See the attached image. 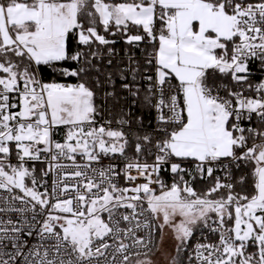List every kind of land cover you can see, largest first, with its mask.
<instances>
[{"label":"snow or ice","instance_id":"1","mask_svg":"<svg viewBox=\"0 0 264 264\" xmlns=\"http://www.w3.org/2000/svg\"><path fill=\"white\" fill-rule=\"evenodd\" d=\"M254 61L264 0H0V264H264Z\"/></svg>","mask_w":264,"mask_h":264},{"label":"built area","instance_id":"2","mask_svg":"<svg viewBox=\"0 0 264 264\" xmlns=\"http://www.w3.org/2000/svg\"><path fill=\"white\" fill-rule=\"evenodd\" d=\"M119 43H123V40H120L118 39L117 40V43L116 44H119ZM126 45V44H125ZM144 48V45L141 44L140 48H131V52L132 54H134L137 58L141 56L142 58V50ZM129 51V46L126 45L125 48H123V50H119V49H116V56L114 57V60L118 61L119 63L121 61H124L126 60V53ZM250 67L252 68V71L250 73V76H249V79L253 85V87H255V85L259 84L261 81H264V71L260 70L261 69V66L259 64L258 61H254ZM64 84H71V83H68V82H63ZM251 90H248V93H250ZM246 93V94H248ZM103 97H100L99 101L97 104L101 105L102 108L104 109V111L102 112L101 116H102V119L101 118H98L99 122H103L104 120H107V119H111L112 117V114L114 112L112 106L110 105V102L108 103H103ZM247 126V125H246ZM113 127H116V125L114 124ZM65 133H66V128L65 127H59L55 130V133H54V139L59 141V142H63L64 140V137H65ZM13 159H15V157H13ZM78 161L79 162H82L80 161V158L78 157ZM109 163V160L106 158L103 160V164L104 165H107ZM149 163H151V160H149ZM123 165L121 164V167ZM40 167H43V165H37V168L39 169ZM69 171H71V169H68ZM164 179H165V182L166 183H171V176L169 173H165L164 174ZM138 183L139 182H142V181H137ZM119 183L121 186L124 185L125 181L123 180V178H121L119 180ZM49 185H51V179L49 178ZM153 187H157V186H153ZM157 192H159V188L157 187ZM205 237H210L211 239H216L215 235L214 234H211V233H208L207 230H202L201 232H198L196 234V237L195 239L192 241V243H195L196 240H201L203 241V239Z\"/></svg>","mask_w":264,"mask_h":264},{"label":"trees","instance_id":"3","mask_svg":"<svg viewBox=\"0 0 264 264\" xmlns=\"http://www.w3.org/2000/svg\"><path fill=\"white\" fill-rule=\"evenodd\" d=\"M126 45L123 44V43H119V44H116L115 45V48L116 49H119V50H123V48H125ZM140 57H138V59H140ZM122 62V61H121ZM116 63H119L118 61L114 60V64ZM68 66V65H66ZM38 75L40 76V78L44 81V82H58V83H63V82H68V83H71V84H75L77 83L76 79L75 78H70V77H61L59 75V73L55 70V69H50L48 68L47 66H41V71L38 73ZM116 86L118 87L119 86V80L117 79L116 81ZM108 89L110 90L111 86H107ZM100 98L97 99V103L99 101ZM110 102V105L112 106L111 104V101L109 100ZM123 102V101H122ZM147 122V121H146ZM248 169H244V172H247ZM240 173L237 172V176H239ZM196 187H197V190L198 191H202L204 188L207 187V184H201V183H197L196 184ZM239 190V189H238ZM157 239L159 240V235L157 234ZM180 259H184V254L182 253V255L180 256Z\"/></svg>","mask_w":264,"mask_h":264},{"label":"rangeland","instance_id":"4","mask_svg":"<svg viewBox=\"0 0 264 264\" xmlns=\"http://www.w3.org/2000/svg\"><path fill=\"white\" fill-rule=\"evenodd\" d=\"M157 194H159V192H157ZM179 219V217H176L174 222H179ZM157 223H163L162 216ZM173 236L174 234L172 229L165 226L163 229V239L159 243V252L152 257L153 264H170L171 256L175 254V240ZM181 255L182 253L179 255L178 259H180Z\"/></svg>","mask_w":264,"mask_h":264}]
</instances>
